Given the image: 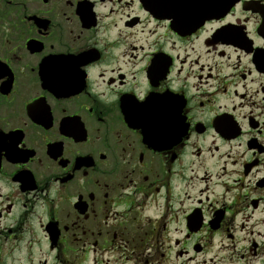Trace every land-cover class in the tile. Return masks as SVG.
Segmentation results:
<instances>
[{"label":"flooded vegetation","instance_id":"af4514ba","mask_svg":"<svg viewBox=\"0 0 264 264\" xmlns=\"http://www.w3.org/2000/svg\"><path fill=\"white\" fill-rule=\"evenodd\" d=\"M154 1L0 0V264H264V0Z\"/></svg>","mask_w":264,"mask_h":264},{"label":"water","instance_id":"95a60500","mask_svg":"<svg viewBox=\"0 0 264 264\" xmlns=\"http://www.w3.org/2000/svg\"><path fill=\"white\" fill-rule=\"evenodd\" d=\"M235 0H211L205 2L202 0L200 4L192 6L190 9V17L196 19L209 18L215 15L225 13L233 4ZM194 16V17H193Z\"/></svg>","mask_w":264,"mask_h":264}]
</instances>
